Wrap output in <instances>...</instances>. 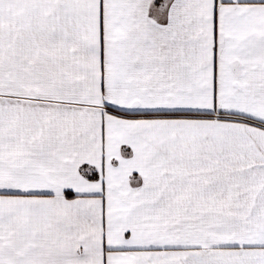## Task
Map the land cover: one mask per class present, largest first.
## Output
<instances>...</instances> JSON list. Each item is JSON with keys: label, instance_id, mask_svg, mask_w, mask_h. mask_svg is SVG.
<instances>
[{"label": "snow or ice", "instance_id": "snow-or-ice-1", "mask_svg": "<svg viewBox=\"0 0 264 264\" xmlns=\"http://www.w3.org/2000/svg\"><path fill=\"white\" fill-rule=\"evenodd\" d=\"M0 264H264V0H0Z\"/></svg>", "mask_w": 264, "mask_h": 264}]
</instances>
